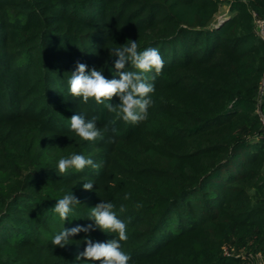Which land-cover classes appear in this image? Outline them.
<instances>
[{
	"label": "trees",
	"instance_id": "1",
	"mask_svg": "<svg viewBox=\"0 0 264 264\" xmlns=\"http://www.w3.org/2000/svg\"><path fill=\"white\" fill-rule=\"evenodd\" d=\"M258 20L264 0H0V264H99L77 260L85 237L106 243L115 234L80 232L64 248L51 241L63 228L94 225L87 218L103 201L127 224L129 264H257ZM128 40L139 51L158 48L164 61L159 75L147 74L153 103L135 125L68 91L77 62L118 79L109 49ZM80 114L97 118L102 138L84 141L70 129ZM72 154L102 166L60 175L59 159ZM70 192L81 204L63 221L53 207Z\"/></svg>",
	"mask_w": 264,
	"mask_h": 264
},
{
	"label": "clouds",
	"instance_id": "2",
	"mask_svg": "<svg viewBox=\"0 0 264 264\" xmlns=\"http://www.w3.org/2000/svg\"><path fill=\"white\" fill-rule=\"evenodd\" d=\"M109 55L117 57L114 62L115 73L112 79H107L102 70L96 68L87 69V65L77 62L76 70L68 79V91L71 96L82 98L83 103L94 100L102 104L107 111L115 113L126 123L135 125L148 116V108L153 101L150 94L154 92V85L149 80H155V76L147 74L155 72L159 75L164 66V61L159 49L150 47L143 51L138 50L137 40H128L123 45L109 49ZM131 68L135 70H127ZM113 97L119 98V103H112ZM97 118L86 120L84 116L73 115L70 118V129L84 141H95L102 138V132L97 127ZM115 134L117 129L113 128ZM102 165L85 157L82 154H72L68 158H60L58 161V172L65 174L69 169L82 172L85 168L99 170ZM92 182H85L83 188L86 191L93 190ZM130 198L125 194L124 199ZM81 204L73 192L65 194L57 200L53 211L63 221L69 219L70 213L74 212L75 206ZM139 206V205H138ZM115 205L112 202L103 201L91 208L87 219L94 220L95 224L86 226L77 225L71 229H64L54 236L51 243L54 246L64 248L69 245L70 237L80 232L89 233L99 229L105 233L115 234L114 239L104 242H93L85 237L84 250L77 256V260L99 262V264H129L131 256L122 250V242L128 240L127 224L118 218ZM120 211H124L123 205Z\"/></svg>",
	"mask_w": 264,
	"mask_h": 264
},
{
	"label": "built area",
	"instance_id": "3",
	"mask_svg": "<svg viewBox=\"0 0 264 264\" xmlns=\"http://www.w3.org/2000/svg\"><path fill=\"white\" fill-rule=\"evenodd\" d=\"M225 18H220V21L224 20ZM258 25H259V31L260 33L264 36V20H258ZM261 88L263 89L264 88V77L262 79V85H261ZM261 118H262V121L264 123V115L261 114ZM226 253L229 254L228 251H226ZM259 258H258V261H257V264H264V256H262V254L259 253Z\"/></svg>",
	"mask_w": 264,
	"mask_h": 264
},
{
	"label": "rangeland",
	"instance_id": "4",
	"mask_svg": "<svg viewBox=\"0 0 264 264\" xmlns=\"http://www.w3.org/2000/svg\"><path fill=\"white\" fill-rule=\"evenodd\" d=\"M222 11H223L224 13H223V12H222L223 14H222V13H220V15L218 16V18H222V17H223V15L227 13V7H226V8H225V7H223V8H222ZM259 256H260V255H259V253H258V254H257V257L259 258Z\"/></svg>",
	"mask_w": 264,
	"mask_h": 264
}]
</instances>
